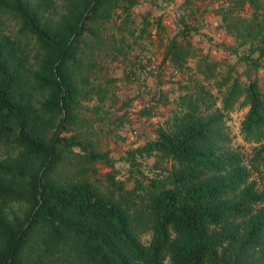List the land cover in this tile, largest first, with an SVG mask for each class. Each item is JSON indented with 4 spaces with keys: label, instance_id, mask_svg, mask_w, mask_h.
Segmentation results:
<instances>
[{
    "label": "trees",
    "instance_id": "obj_1",
    "mask_svg": "<svg viewBox=\"0 0 264 264\" xmlns=\"http://www.w3.org/2000/svg\"><path fill=\"white\" fill-rule=\"evenodd\" d=\"M136 2L74 0L58 21L47 25L29 0H0V9L15 16L19 32L31 36L39 50L37 67L28 78L20 69L22 50L0 36V145L6 148L0 156V264H29L22 258L23 249L37 239L42 253L52 246L67 250L61 244L71 239V250L87 264H219L216 248L224 251L225 263L257 264L251 256L264 251V183L257 187L250 178L254 170L264 182V160H258L264 152V100L255 78L244 85L232 81L221 106L204 113L182 94L186 106L175 117L174 127L157 126L152 139L134 148L172 161L166 173L145 176L143 186L135 179L145 203L106 193L87 179L57 183L50 177L63 151L76 146L88 160L110 161L106 152L85 149L65 135L75 122V70L82 44L88 38L103 43L99 33L106 26L120 30L111 13L119 8L127 15ZM222 2L224 20L232 9L261 0ZM178 24L180 38L170 36L162 58L177 68L195 55L187 36L197 32L195 25L181 19ZM109 35L114 36L112 30ZM257 49L264 56V46ZM33 91H45L38 109L30 101ZM239 96L246 105L240 132L245 141L255 143L248 163L240 151L224 143L222 110ZM46 112L61 114L48 137L38 128ZM14 200L25 207L20 215L7 217ZM238 218L240 223H235ZM144 231L149 236L143 241L139 233Z\"/></svg>",
    "mask_w": 264,
    "mask_h": 264
},
{
    "label": "rangeland",
    "instance_id": "obj_2",
    "mask_svg": "<svg viewBox=\"0 0 264 264\" xmlns=\"http://www.w3.org/2000/svg\"><path fill=\"white\" fill-rule=\"evenodd\" d=\"M29 1L39 8L42 21L52 25L74 0ZM222 5V0H137L127 15L119 8L111 13L121 29L106 26L99 33L103 43L88 38L87 44H82L78 55L80 67L75 70L79 89L75 95V122L65 133L85 149L106 152L110 161L88 160L79 146L64 150L62 159L49 173L55 182L87 179L106 193L126 195L135 204L145 203V198H141L145 195L143 189L136 187L135 179L143 186L145 176L166 173L172 161L134 148L152 139L157 126L166 130L174 127L175 117L186 106L180 100L182 94L204 113L221 106V97L232 81L244 85L255 78L264 100V56H259L257 49L264 46V0L257 5L244 3L242 8H234L224 20ZM178 19L197 27V32L191 31L187 36L196 48L195 55L188 56L179 68L167 58L162 59L170 36L180 38ZM108 22L106 25L112 26ZM111 30L113 37L109 35ZM0 36L3 42L17 45L20 53L22 50L20 69L29 78L28 74L37 67L39 50L31 36L19 32L15 16L7 9H0ZM25 87L32 90L28 85ZM44 94L45 91L31 93L30 101L35 109L39 108ZM241 97L222 110L224 143L240 151L248 163L253 160L255 143L245 141L240 132L246 110ZM60 115L41 113L38 128L44 137L52 133ZM261 142L264 144V135ZM5 149L0 145V156ZM12 150L15 152L16 148ZM261 155L259 161L264 160V152ZM35 164L34 161L32 167ZM27 165L31 164L27 162ZM258 175L253 170L250 178L260 187L264 182ZM119 183H123L121 193ZM24 207L23 201L14 200L7 207V217L20 215ZM139 236L144 241L149 233L144 231ZM61 245L67 250L52 246L42 253V241L37 239L23 249L22 258L29 264H87L71 250L75 247L71 239ZM222 253L221 248H216L217 262L231 264L226 258V263L223 261ZM251 257L255 263L263 264L264 251Z\"/></svg>",
    "mask_w": 264,
    "mask_h": 264
}]
</instances>
